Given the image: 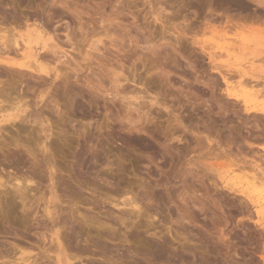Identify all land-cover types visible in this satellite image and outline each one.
<instances>
[{
	"label": "rangeland",
	"instance_id": "obj_1",
	"mask_svg": "<svg viewBox=\"0 0 264 264\" xmlns=\"http://www.w3.org/2000/svg\"><path fill=\"white\" fill-rule=\"evenodd\" d=\"M253 1L0 0V29L14 27L9 34L20 43L17 55L12 49L0 58L21 64L30 54L53 79L46 84L47 76L35 72L45 79L14 76L22 82H16L19 96L24 94L15 105L33 108L26 119L36 123H0V146L16 142L28 159L16 170L0 154V175L5 185L15 183L8 172L27 175L29 162L49 159L55 215L68 210L61 220L71 214L82 234L75 240L68 227L60 228L73 264H264V115L254 111L264 109V57L255 56L264 52V23L251 19L264 18V5ZM47 19L55 29L42 24ZM67 23L73 33L68 42ZM41 24L43 37L34 36L26 47L20 37ZM4 29L0 35H7ZM0 71V81L11 82L6 68L0 65ZM11 100L2 114L13 113ZM41 127H48L47 138ZM87 148L88 154L100 153L93 169L77 161ZM41 164L31 192L44 199L49 166ZM255 172L263 183L249 187ZM122 199L134 200L137 208ZM2 219L0 264H19L20 256H29L24 264H54L55 254L40 249L54 244L49 230L36 220L19 218L11 225Z\"/></svg>",
	"mask_w": 264,
	"mask_h": 264
},
{
	"label": "bare ground",
	"instance_id": "obj_2",
	"mask_svg": "<svg viewBox=\"0 0 264 264\" xmlns=\"http://www.w3.org/2000/svg\"><path fill=\"white\" fill-rule=\"evenodd\" d=\"M22 1H24V0H22ZM29 1V0H28ZM202 1V0H201ZM225 1V0H224ZM231 1V0H230ZM233 1V0H232ZM235 1V0H234ZM11 2V1H10ZM64 2V1H63ZM196 2V1H195ZM252 2V1H251ZM253 2H256L257 4H259L260 6H261V4L262 5H264V3H262V0H254ZM14 5L13 4V2L12 3H10V5ZM212 4V3H211ZM234 4V3H233ZM238 4H239V2H238ZM243 4V3H242ZM11 5V6H12ZM63 5V4H62ZM244 5V4H243ZM258 5V6H259ZM259 6V7H260ZM8 7V6H7ZM10 7V6H9ZM14 7V6H13ZM21 7V6H20ZM69 8V7H68ZM252 8V7H251ZM255 8V7H254ZM253 9V8H252ZM256 10V9H255ZM246 11V10H245ZM263 11H264V8H263ZM57 12V11H56ZM60 12V11H59ZM58 12V13H59ZM194 12V11H193ZM259 12V11H258ZM13 13V12H12ZM58 13H56V14H58ZM238 13H240V12H238ZM243 13V12H242ZM247 12H245V14H246ZM13 14H15V13H13ZM25 14V13H24ZM23 14V15H24ZM62 14V13H61ZM227 14V13H226ZM250 14V13H249ZM252 14V13H251ZM250 14V15H251ZM22 15V16H23ZM36 15V14H35ZM54 15H55V13H54ZM241 15V14H240ZM249 15V16H250ZM254 15V14H253ZM252 15V16H253ZM7 16V15H6ZM12 16V18L11 19H14V21H12V20H10V22L12 21V22H14L15 24H18V27H19V22L17 23V21H16V17H15V15H10L9 17H11ZM25 16V15H24ZM167 16V15H166ZM217 16V15H216ZM259 14H257L256 15V17H253V18H251V19H254L255 18V20H258L259 22H261L262 24L264 23V18L262 17V16H260ZM3 17V16H2ZM1 17V18H2ZM39 17V16H38ZM186 17V16H185ZM205 17V16H204ZM208 16H206V18H207ZM239 17V16H238ZM241 17L243 18V16L241 15ZM247 17V16H246ZM25 18H28V17H26L25 16ZM34 18V17H33ZM51 18V17H50ZM184 18V17H183ZM216 18V17H215ZM222 18V17H221ZM245 18V17H244ZM7 19V18H6ZM10 19V18H9ZM37 19V18H36ZM158 19V18H157ZM171 19H173V18H171ZM209 19V18H208ZM225 19V18H224ZM229 19V18H228ZM239 19H241L240 17H239ZM17 20H19V18L17 19ZM28 20H29V18H28ZM48 20V19H47ZM59 20V19H58ZM58 20H56V21H58ZM64 20V19H63ZM63 20H61V21H63ZM152 20V19H151ZM154 20V19H153ZM159 20V19H158ZM214 20V19H213ZM236 20V19H235ZM247 20V19H246ZM7 21H9L8 19H7ZM25 21H27V20H25ZM44 21V20H43ZM60 21V22H61ZM232 21H234V20H232ZM238 21V20H237ZM245 21V20H244ZM247 21H249V19L247 20ZM253 21V20H252ZM55 22V21H54ZM103 22V21H102ZM163 22V21H162ZM174 22V21H173ZM217 22V21H216ZM227 22H230V21H227ZM254 22H257V21H254ZM6 23V22H5ZM13 23V24H14ZM23 23L24 22H22V25H23ZM63 23V22H62ZM104 23V22H103ZM155 23V22H154ZM184 23V22H183ZM204 23V22H203ZM225 23H226V20H225ZM248 23V22H247ZM261 23H259V24H257V25H261ZM15 24H14V26H15ZM40 24V23H39ZM42 24L43 25H47V26H50V28H52V26H51V20L49 19L47 22H42ZM41 24V26H36V27H34V28H32V29H29V30H27L26 31V33L24 34V36H23V38L22 37H20L21 39H22V41L23 42H25L26 43V47H28L29 46V43H31L32 42V40H33V37L34 36H38V37H40V36H42V34H44L43 33V29H42V25ZM151 24V23H150ZM27 25H29V24H27ZM56 25H58L59 26V24H56ZM166 25V24H165ZM178 25V24H177ZM214 24H212V26H213ZM222 25V24H221ZM232 25H236V24H233V23H231L229 26H230V28H231V26ZM1 26V25H0ZM17 26V25H16ZM21 26V25H20ZM24 26H26V25H24ZM70 26V25H69ZM68 23L65 25V31H64V35H65V37H66V40H67V42L68 41H71L72 40V34L70 33L71 31H72V29H69L68 27ZM155 26V25H154ZM153 26V27H154ZM170 26V25H169ZM172 26V25H171ZM174 26H176V25H174ZM179 26V25H178ZM236 26H240V25H236ZM23 27V26H22ZM21 27V28H22ZM103 27V26H102ZM101 27V28H102ZM106 27V26H105ZM108 27H110V26H108ZM152 27V26H151ZM152 27V28H153ZM166 27V26H165ZM181 27V26H180ZM188 27V26H187ZM219 27V26H218ZM241 27H242V25H241ZM13 28L14 27H10L9 29H4V28H2V29H4V32H6L7 33V35H0V53H4L5 51H6V53H16V51L15 50H17V46H18V44L20 45V43H19V41L15 38V34H12L11 35V33H13V32H11L12 30H13ZM54 29H55V26L53 27ZM52 28V29H53ZM107 28V27H106ZM169 28V27H168ZM174 28V27H173ZM178 28V27H177ZM223 28H225L224 26H223ZM228 28V27H227ZM2 29H0V31L2 30ZM44 29H46V27L44 28ZM57 29V28H56ZM186 29V28H185ZM188 29V28H187ZM186 29V30H187ZM232 29H234V28H232ZM238 29V28H237ZM24 30H26V29H24ZM48 30H49V27H48ZM105 30V29H104ZM107 30V29H106ZM190 30V29H189ZM189 30H187V31H189ZM226 30V29H225ZM243 30V29H242ZM262 30V29H261ZM55 31H57V30H55ZM148 31H150V30H148ZM181 31V30H180ZM228 31H230V29L228 30ZM227 31V32H228ZM232 31V30H231ZM9 32H11L10 34H9ZM48 32V31H47ZM107 32H109V31H107ZM157 32H158V30H157ZM165 32H167V31H165ZM164 31H163V33H165ZM186 32V31H185ZM60 33V32H59ZM113 33V37H114V32H112ZM149 33V32H148ZM182 33V32H181ZM188 33V32H187ZM230 33V32H229ZM8 34L9 35H11V36H13V37H11L10 39H8L7 38V36H8ZM50 34V33H49ZM53 34H55V33H53ZM152 34H153V31H152ZM155 34V33H154ZM157 34V33H156ZM172 34V33H171ZM178 34V33H177ZM57 35V34H56ZM55 35V36H56ZM72 35V36H71ZM108 35H111L110 33L108 34ZM107 35V36H108ZM163 35V34H162ZM235 35V34H234ZM55 36H52L53 38H55ZM123 36V35H122ZM121 36V37H122ZM125 36V35H124ZM154 36V35H153ZM9 37V36H8ZM43 37V36H42ZM52 37L51 36H48L47 38H45V40L47 39V40H51L52 39ZM238 37V36H237ZM129 38V37H128ZM131 38V37H130ZM158 38V37H157ZM163 38V37H162ZM233 38V37H232ZM59 39V38H58ZM112 39H114V38H112ZM121 39V38H120ZM127 39V38H126ZM159 39H160V37H159ZM158 39V40H159ZM164 39V38H163ZM169 39V38H168ZM172 39H173V37H172ZM53 40V39H52ZM51 40V41H52ZM55 40H57V39H55ZM60 40V39H59ZM111 40V39H110ZM128 40V39H127ZM130 40V39H129ZM138 40V39H137ZM149 40H151V39H149ZM156 40V39H155ZM182 40H183V38H182ZM233 40V39H232ZM231 40V41H232ZM54 41V40H53ZM160 41V40H159ZM158 41V42H159ZM166 41V40H165ZM171 41V40H170ZM187 41V40H186ZM233 41H235L236 43H237V41L236 40H233ZM117 42V41H116ZM129 42V41H128ZM128 42H127V44H128ZM182 42V41H181ZM234 42V43H235ZM46 43V42H45ZM48 43H49V41H48ZM47 43V44H48ZM70 43V42H69ZM145 43V42H144ZM233 43V42H232ZM44 44V43H43ZM49 44H54V43H49ZM72 44V43H71ZM133 44V43H132ZM138 44V43H137ZM152 44V43H151ZM154 44V43H153ZM165 44V43H164ZM172 44V43H171ZM179 44H180V42H179ZM235 45V44H234ZM250 45V44H249ZM50 46V45H49ZM54 46H55V44H54ZM161 46V45H160ZM236 46V45H235ZM248 46V45H247ZM24 47H25V45H24ZM52 47V46H51ZM163 47V46H162ZM46 48H47V46H46ZM54 48V47H53ZM105 48V47H104ZM178 48V47H177ZM12 49H14L12 52H11V50ZM48 49V48H47ZM51 49V48H50ZM171 49V48H170ZM169 49V50H170ZM175 49V48H174ZM230 49V48H229ZM259 49V48H258ZM258 49H256V50H258ZM54 50V49H53ZM110 50V49H109ZM108 50V51H109ZM45 51H46V49H45ZM49 51V53H50V50H48ZM47 51V52H48ZM52 51V50H51ZM152 51V50H151ZM178 51V50H177ZM236 51V50H235ZM52 52H55V50L54 51H52ZM259 53L258 54H256L255 56H258V58L261 60V58H263L264 57V52H262V51H258ZM56 53V52H55ZM54 53V54H55ZM168 53H169V51H168ZM204 53H206V52H204ZM213 53V52H212ZM166 54V53H165ZM164 54V55H165ZM170 54V53H169ZM169 54H168V56H169ZM247 54V53H246ZM245 54V55H246ZM15 55H17V53L15 54ZM41 55V54H40ZM43 55V54H42ZM45 55V54H44ZM244 55V54H243ZM47 56V55H46ZM178 56V55H177ZM255 56H253V57H255ZM28 59H26L27 61H24L23 63H16V62H9V61H7V60H3V59H1L0 58V65H1V68H2V66H3V68H6V70L8 71V73H9V79L11 80V82H7V83H2V81H0V111H2L3 110V106H4V104H7V102H10V100H11V98L9 99V97H11V96H13L14 95V100H11V101H13V102H11V103H9V105L11 106V108H13V113H11V114H2L1 112H0V123L1 122H7V121H9L10 119L12 120V121H14V120H16V119H18V121H20V122H34V123H36L35 122V120H33V119H30L29 120V117H28V119H26L27 118V116H31L32 115V113L34 112V109L33 108H31V110L29 111V112H27L26 110H21V105H19V106H16L15 104H17V103H19L21 100H22V96L24 95H22V93H20L21 95L19 96V92H18V86H17V83H19L20 82V78L23 76H28L30 79H32V78H36V79H41V80H43V79H45L46 78V76H47V78L43 81L44 83H46V84H48L51 80H53L52 79V75H51V72H50V70H49V68H47L43 63H39L38 62V58L37 57H34V56H32V55H28ZM174 57H175V55H174ZM174 57H172V58H174ZM252 57V58H253ZM30 58H32V60H30ZM167 58V57H166ZM169 58V57H168ZM171 58V57H170ZM171 58V59H172ZM176 58V57H175ZM258 58H256V60H258ZM168 60V59H167ZM173 60V59H172ZM250 60V59H249ZM254 60V59H253ZM174 61V60H173ZM255 61V60H254ZM175 62V61H174ZM186 62V61H185ZM189 62V61H188ZM252 63V62H251ZM176 64H178V63H176ZM250 64V63H249ZM253 64V63H252ZM261 64V63H260ZM192 65V64H191ZM190 65V66H191ZM239 65H241V64H239ZM174 66V65H173ZM178 66V65H177ZM189 66V65H188ZM242 66V65H241ZM25 67L26 68H28V69H30V71L28 70H26L25 69ZM258 67V66H257ZM256 67V68H257ZM261 67V66H260ZM189 68H191V67H189ZM244 68V67H243ZM255 68V67H254ZM253 69V68H252ZM2 70V69H1ZM194 70V69H193ZM246 70H249V69H246ZM257 70V69H256ZM255 70V72H256V74H257V72H259V71H256ZM258 70H260L259 69V67H258ZM192 71V70H191ZM264 70H262V72H263ZM0 72H2V71H0ZM3 72H5V71H3ZM33 72H35V73H43V75H44V77L45 78H43V76L41 75V74H36V75H34L33 74ZM261 72V73H262ZM222 73V72H221ZM250 73V72H249ZM264 73V72H263ZM57 74V73H56ZM251 74V73H250ZM253 75H254V73H252ZM58 75V74H57ZM223 75V74H222ZM258 75V74H257ZM14 76H16V77H20L19 79H17V78H15ZM60 76V75H59ZM28 77H27V79H28ZM58 77V76H57ZM86 77V76H85ZM116 77V76H115ZM257 77H259L260 78V76H257ZM264 77V76H263ZM1 78V77H0ZM4 78V77H3ZM3 78H1V80H4ZM7 78V77H6ZM8 79V78H7ZM23 79V78H22ZM223 79L224 80H226L225 79V77L223 76ZM246 79V78H245ZM244 79V80H245ZM6 80V79H5ZM10 80H6V81H10ZM19 80V82H17ZM29 80V79H28ZM115 80V79H114ZM118 80V79H117ZM168 80V79H167ZM195 80V79H194ZM262 80V79H261ZM23 81V80H22ZM25 81V80H24ZM17 82V83H16ZM35 82V81H34ZM42 82V83H43ZM92 82V81H91ZM114 82V81H113ZM246 82V81H245ZM249 82V81H248ZM264 82V81H263ZM20 83H22V82H20ZM19 83V84H20ZM247 83V82H246ZM249 83H251V82H249ZM258 83H259V80H258ZM258 83L257 84H255V85H258ZM262 83V82H261ZM40 84V83H39ZM21 85V84H20ZM29 85V84H28ZM246 85V84H245ZM250 85V84H249ZM23 86V85H22ZM45 86V85H44ZM251 86V85H250ZM252 87H254V84H252V86H251V88ZM21 89V88H20ZM20 89H19V91H20ZM113 89V88H112ZM122 90V89H121ZM256 90V89H255ZM255 90H253V91H255ZM116 91V90H115ZM129 91V90H128ZM120 93V91L119 92H116V94H119ZM122 93V92H121ZM128 93V92H127ZM255 93V92H254ZM124 94L125 95H127L125 92H124ZM124 95V96H125ZM259 96V95H258ZM7 99H9V100H7ZM132 99V98H131ZM73 100V99H72ZM124 100H125V97H124ZM227 100V99H226ZM229 101V100H228ZM72 102H74V101H72ZM219 103V102H218ZM130 104V103H129ZM7 109V108H6ZM219 109V108H218ZM224 110V109H223ZM229 110V109H228ZM234 111V110H233ZM254 111H257L258 113H261V114H263L264 115V109L263 108H254ZM236 112V111H235ZM23 113H25L24 115H23ZM211 114V113H210ZM208 115V114H207ZM213 115V114H212ZM234 115V114H233ZM254 116V115H253ZM262 116V115H261ZM260 116V117H261ZM259 117V116H258ZM263 118H264V116H263ZM182 119V118H181ZM255 119V118H254ZM256 119H257V116H256ZM255 119V120H256ZM42 121V120H41ZM40 121V122H41ZM185 121V120H184ZM243 121H245V119L243 120ZM259 121V120H258ZM38 122V121H37ZM40 122H39V124H40ZM190 122V121H189ZM256 122V121H255ZM10 123V122H9ZM16 123V122H15ZM42 123V122H41ZM12 124V123H11ZM203 124H204V122H203ZM256 124H257V122H256ZM10 125V124H9ZM38 125V124H37ZM186 126V128H187V124L185 125ZM203 126V125H202ZM5 127V126H4ZM184 127V126H183ZM234 127V126H233ZM258 127V126H257ZM3 128V127H2ZM48 128V127H47ZM47 128H44V127H41L40 128V136L42 137V135H41V133H43V138H47ZM185 128V127H184ZM226 128V127H225ZM21 129V128H20ZM23 129V128H22ZM206 130V129H205ZM21 131V130H20ZM235 131V130H234ZM216 132H218V131H216ZM215 132V133H216ZM212 133V132H211ZM211 133H210V135H211ZM239 133V132H238ZM244 134V133H243ZM213 135V134H212ZM217 135V134H216ZM230 135V134H229ZM253 135V134H252ZM39 136V135H38ZM39 136V137H40ZM179 136V135H178ZM242 136V135H241ZM8 137V136H7ZM10 137V136H9ZM12 137V136H11ZM220 137V136H219ZM178 138V137H177ZM180 138V137H179ZM178 138V139H179ZM205 138V137H204ZM233 138V137H232ZM4 139V138H3ZM8 139V138H7ZM40 139V138H39ZM200 139H202V138H200ZM208 139V138H207ZM239 139V138H238ZM244 139V138H243ZM12 140V139H11ZM14 140V139H13ZM12 140V141H13ZM198 140V139H197ZM231 140H233V139H231ZM250 140V139H249ZM1 141V140H0ZM11 141V142H12ZM36 141H39V140H36ZM179 141V140H178ZM230 141V140H229ZM242 141V140H241ZM245 141H246V138H245ZM251 141V140H250ZM8 142V141H7ZM19 142V141H18ZM43 142V141H42ZM198 142V141H197ZM255 142V141H254ZM1 143H2V141H1ZM10 143V142H9ZM8 143V144H9ZM231 143V142H230ZM252 143V142H251ZM3 144H4V142H3ZM2 144V145H3ZM8 144H4V145H7V146H4V148H2V146H0V154H1V156H3V161H2V163H4V161L6 162V164L7 165H9V166H14V168L16 169V170H18L19 168H22L24 165V163H28V159H27V156L25 157V153H24V151H22L21 150V148H19V145L20 144H18V143H16L15 142V144H13V143H10V144H12L13 146H11V145H8ZM42 144H44V142L42 143ZM250 144V143H249ZM45 145V144H44ZM43 145V146H44ZM42 146V147H43ZM46 146V145H45ZM44 146V151L46 150V147ZM22 147V146H21ZM228 147V146H227ZM230 148V147H229ZM31 149H33V148H31ZM48 149V148H47ZM50 149V148H49ZM89 148H87L84 152H82L81 153V157L77 160L78 161V163L82 166V165H85L86 166V168H92L93 167V165H92V163H95V162H97L98 160H101L100 159V153L99 152H93L92 154H88V150ZM261 149H264V146L263 147H261ZM27 150V149H26ZM52 150V149H51ZM83 150V149H82ZM31 151V150H30ZM30 151L29 150H27V152H26V154L27 153H29L30 154ZM46 151H48V150H46ZM53 152V151H52ZM92 152V151H91ZM247 152V151H246ZM44 153V152H43ZM43 153H41L42 155H44ZM85 154V155H84ZM260 154V153H259ZM28 155V154H27ZM32 155V154H31ZM264 155V154H263ZM263 155H262V157H263ZM34 156V155H33ZM33 156H31V157H33ZM36 156V155H35ZM262 157H261V159H262ZM38 158V157H37ZM45 158H46V156H45ZM45 158H44V156H43V158L41 159V160H38V161H35V162H29L30 164L29 165H31V172L30 173H28L27 175L26 174H23V173H21V174H19L18 175V173L20 172H14V175H13V177H12V175H9V174H11V173H13V171L10 173V172H8L7 173V177H9V176H11V178L12 179H14L15 180V183L14 182H12V183H10V182H7L9 185H10V187L8 186V184L7 185H5V183H6V180L4 181V180H2V176L0 175V189L1 188H3L0 192V218L2 219L3 217L8 221V222H11V225H15V224H17L16 222H18V220L17 219H21L20 221L22 222H24L26 219H31V220H36L37 221V224L40 226V227H42V228H44V231L46 230H49L50 231V234H51V236L53 237L52 238V240L50 239V241H51V243H52V241H54V244H49V245H45V244H43V246H41L40 245V249H42V251L45 253H54L55 254V260H52V261H54L53 263L54 264H73L71 261H70V259H69V257L67 256V253H66V248H65V246H64V244L61 242V240L63 239V238H61V237H64L65 239H66V237H65V235L62 233L61 234V232H60V228L62 227L63 229H66V227H68L69 228V231L72 233V238H74L75 240H78L81 236H82V234H81V231H80V227L78 228H76L75 226H74V224L72 223V220L74 219H72L71 220V214L68 216V215H65L64 216V218H62V220H61V215L62 214H64L63 212H67V211H62V212H60V213H57L56 215H55V211H54V207H53V201H55L56 200V195L55 194H53V193H55L54 192V185L53 184H55V183H53V179H54V172H52L51 170H49V169H52V167L53 166H49V164H48V160L49 159H47V160H45ZM0 159H1V157H0ZM35 159V158H34ZM33 159V160H34ZM242 159V158H241ZM2 160V159H1ZM263 160V159H262ZM40 161H42V162H40ZM2 163H1V165H2ZM26 163V164H27ZM41 163H43L44 165H48L49 167H46L47 168V170H49L48 172H49V175H48V179H49V184H47L48 185V187H49V189H48V196L47 197H45L44 199H43V197H42V195L41 196H37V193L35 194V193H32L31 191H33V187H32V183H33V180H31V177L33 178L34 176H37V174L38 175H40V173H42V172H40V169L42 168V164ZM232 163V162H231ZM235 165V164H234ZM22 166V167H21ZM26 166V165H25ZM24 166V167H25ZM262 166V165H261ZM30 167V166H29ZM83 167V166H82ZM95 167V166H94ZM13 168V169H14ZM0 169H1V167H0ZM15 169H14V171H15ZM28 169V168H27ZM43 169V168H42ZM45 169V168H44ZM93 169V168H92ZM3 170V168L0 170V172ZM263 170V169H262ZM38 171V172H37ZM41 171H43V170H41ZM92 171V170H91ZM264 171V170H263ZM4 172V171H3ZM95 172V171H94ZM2 173V172H1ZM98 174V173H97ZM258 174V173H257ZM256 174V172L253 174V175H251V177H250V183H248V185L250 184L251 186L252 185H254V184H256V183H259V184H261V183H263L262 182V178L263 177H261V176H258ZM25 175V176H24ZM43 175V174H42ZM41 175V176H42ZM102 176H104V175H102ZM108 175H106V177H107ZM39 177V176H38ZM10 178V177H9ZM19 178H21V179H19ZM4 179V178H3ZM35 179V178H34ZM39 179H40V177H39ZM42 179V178H41ZM108 179V178H107ZM264 180V179H263ZM8 181H9V179H8ZM13 181V180H12ZM39 182V181H38ZM34 184V183H33ZM37 184V183H36ZM60 184V183H59ZM35 185V184H34ZM250 185H249V187H250ZM7 187H9L10 189L8 190V188ZM36 187H38V186H36ZM4 189H7L8 191H6V190H4ZM34 189H36V188H34ZM66 190V189H65ZM68 190H69V188H68ZM67 190V191H68ZM78 190H79V188H78ZM6 191V192H5ZM74 191V190H73ZM124 191V190H123ZM31 192V193H30ZM64 192V191H63ZM71 192V191H70ZM75 193V192H74ZM42 194V193H41ZM63 194V193H62ZM65 194V193H64ZM76 194V193H75ZM244 194L247 196V198L250 200V201H252L253 200V197H252V195H249V188L247 187L246 189H245V191H244ZM118 195V194H117ZM65 196H66V194H65ZM64 198V197H63ZM66 198V197H65ZM71 199H73V198H71ZM66 200H68L69 201V199H68V196H67V199ZM117 200V199H116ZM124 199H122V205H129V206H131L132 208H137V205L134 203L135 201L133 200V201H123ZM41 202L43 203V207H42V214H38L39 216H37V213H39L38 212V209H39V207H40V204H41ZM56 202V201H55ZM72 202V201H71ZM69 203V202H68ZM113 203V202H112ZM116 203V202H115ZM114 203V204H115ZM137 203V202H136ZM55 204V203H54ZM71 204V203H70ZM256 205V204H255ZM115 206H118V204H115ZM69 207V206H68ZM140 208H138V210H139ZM136 210V209H135ZM129 212V211H128ZM17 213L19 214V216L17 215ZM62 213V214H61ZM68 213V212H67ZM125 213H126V211H125ZM135 213V212H134ZM19 217H17L16 215ZM129 214H131V213H129ZM41 216H44V217H42V218H44V219H42L41 218ZM129 216V215H128ZM17 217V219H16V221H15V224L13 223L12 224V222L15 220V218ZM22 217V218H21ZM63 217V216H62ZM39 218H41V219H39ZM59 218V219H58ZM4 219V220H5ZM3 220V219H2ZM2 220H0V221H2ZM13 220V221H12ZM20 221L18 222V223H20ZM124 221V220H123ZM122 221V222H123ZM7 222V223H8ZM48 222L49 223H51V226L50 227H46V226H48L47 224H48ZM60 222H61V224H63V225H61L60 224ZM125 222V221H124ZM4 223V222H3ZM1 224V223H0ZM9 225H10V223H8ZM58 224H60L61 226L60 227H58ZM76 224V223H75ZM18 225V224H17ZM78 225V224H77ZM9 227H11V226H9ZM15 227H18V226H15ZM14 227V228H15ZM1 229V228H0ZM45 231V232H46ZM49 231H47V232H49ZM42 233H44V232H42ZM104 233V232H103ZM41 235V234H40ZM44 235H46V234H43L42 235V237H44ZM109 235V234H108ZM67 236V235H66ZM47 237V236H46ZM45 239H47V238H45ZM54 239V240H53ZM64 239V240H65ZM93 239V238H92ZM43 240V239H42ZM49 241V240H48ZM93 241V240H92ZM45 242V241H44ZM42 243V242H41ZM93 243V242H92ZM39 244V243H38ZM15 245V244H14ZM13 245V246H14ZM39 247V246H38ZM15 248V247H14ZM13 249V248H12ZM84 249V248H83ZM6 250V249H5ZM15 250V249H14ZM18 250V249H17ZM1 251V250H0ZM83 251V250H82ZM159 251V250H158ZM6 253H9V250L6 252ZM12 254H13V252H11ZM11 253H9V254H11ZM14 254H15V252H14ZM145 254V253H144ZM3 255H4V253H3ZM43 256V255H42ZM9 257H11V256H9ZM48 258V255H46L45 254V258ZM29 258V256H20V257H18L17 259H15V260H19V262H21V263H19V264H24L26 261H27V259ZM154 258V257H153ZM145 259V258H144ZM11 261V260H10ZM13 261V260H12ZM34 261V260H33ZM13 262H16V261H13ZM49 262V261H48ZM50 262H51V260H50ZM32 263V262H31ZM51 264V263H50ZM75 264V263H74Z\"/></svg>",
	"mask_w": 264,
	"mask_h": 264
}]
</instances>
